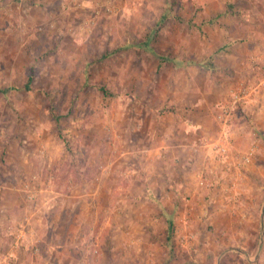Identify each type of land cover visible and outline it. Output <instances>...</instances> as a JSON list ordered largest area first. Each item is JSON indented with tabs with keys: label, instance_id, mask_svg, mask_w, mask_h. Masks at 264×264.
Returning a JSON list of instances; mask_svg holds the SVG:
<instances>
[{
	"label": "rangeland",
	"instance_id": "obj_1",
	"mask_svg": "<svg viewBox=\"0 0 264 264\" xmlns=\"http://www.w3.org/2000/svg\"><path fill=\"white\" fill-rule=\"evenodd\" d=\"M244 5L0 0V200L16 215L2 229L1 258L249 264L251 254L264 264V98L257 125L233 117L247 135L231 145L223 138L193 159L150 152L159 117L172 111L174 121L189 101L177 66L193 62L222 16L239 26ZM17 228L24 238L8 254ZM49 242L63 251L49 253Z\"/></svg>",
	"mask_w": 264,
	"mask_h": 264
},
{
	"label": "crops",
	"instance_id": "obj_2",
	"mask_svg": "<svg viewBox=\"0 0 264 264\" xmlns=\"http://www.w3.org/2000/svg\"><path fill=\"white\" fill-rule=\"evenodd\" d=\"M242 9L243 24L239 23L238 26L230 23L229 25L226 21L228 17L222 16L224 22L216 23L211 31L205 30L203 35L207 42L201 43L197 51L199 54L193 57V62H183L181 66H177V74L182 75L181 91L189 101L175 107L177 114L174 121L168 119V116L172 114L169 110L165 113V118L162 115L161 118L159 117V125L162 126L161 134L157 139L154 138L155 147L151 146L153 149L150 152L165 154L166 151L168 155L173 156L181 152L186 153L188 158H192L190 153L195 151L203 153L206 149L204 145L209 146L207 152H211L210 147L225 136L231 137L230 145L233 144L232 139L246 136L247 133H243L240 128L238 130V124L233 120L223 134L217 120L220 106L229 99L235 87L238 88L246 83L250 84L246 85L249 93L234 111L233 117L238 116L241 119L245 117L251 124L257 125V112L261 98H264V88L260 82L264 75V0H245ZM169 122H175V127ZM192 163L187 161L185 167L191 166ZM171 187L170 184L165 185L167 189ZM13 204L9 205L0 200V250L4 234L2 229H6L9 222L13 223L16 220V215L11 216V210H8L12 209ZM245 232L248 244L246 248H249L254 240L252 238L257 235V229L251 227ZM12 234L15 238V246L8 254L13 255L17 254L16 246L24 238L25 232L17 228ZM49 244V253L56 254L63 251V249H55L60 246L56 242H49ZM34 249L38 250L37 246H33L32 250ZM54 254L51 259L55 258ZM245 257L249 264L253 263L251 254ZM8 258L12 259L10 255ZM14 261L11 263L0 256V264H16ZM235 261L232 260L229 264H247L241 260Z\"/></svg>",
	"mask_w": 264,
	"mask_h": 264
},
{
	"label": "built area",
	"instance_id": "obj_3",
	"mask_svg": "<svg viewBox=\"0 0 264 264\" xmlns=\"http://www.w3.org/2000/svg\"><path fill=\"white\" fill-rule=\"evenodd\" d=\"M248 93L249 91L246 85L240 86L235 90H233L230 94L229 99L220 106L219 113L217 114V120L221 125V132L223 134L227 131L230 123L233 120L234 111L237 110L238 106L243 101V99L248 95ZM223 138H226V136ZM215 147H218L217 154L220 155L221 157L226 153V148L224 147V145L221 146L219 144H216ZM248 155L249 154H247L244 157L245 161L249 160ZM0 191H1V185H0Z\"/></svg>",
	"mask_w": 264,
	"mask_h": 264
},
{
	"label": "trees",
	"instance_id": "obj_4",
	"mask_svg": "<svg viewBox=\"0 0 264 264\" xmlns=\"http://www.w3.org/2000/svg\"><path fill=\"white\" fill-rule=\"evenodd\" d=\"M27 86H28V85H27ZM167 238H168V239H170V238H171L170 234H168Z\"/></svg>",
	"mask_w": 264,
	"mask_h": 264
}]
</instances>
